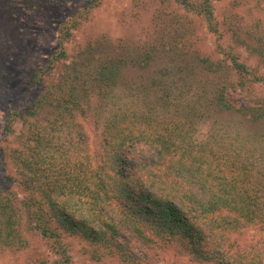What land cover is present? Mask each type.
<instances>
[{
  "label": "trees",
  "instance_id": "obj_1",
  "mask_svg": "<svg viewBox=\"0 0 264 264\" xmlns=\"http://www.w3.org/2000/svg\"><path fill=\"white\" fill-rule=\"evenodd\" d=\"M18 1L22 8L35 6V0ZM102 1L88 0V10ZM220 1H160L199 20L225 60L212 61L187 49L182 54L191 59L175 73L163 66L148 86L129 81L126 89L136 93L134 99L113 101L116 108L102 111L97 139L81 126L82 121L98 124L100 114L90 102L102 105L114 88L125 86V72L150 70L155 48L124 52L113 45L102 54L87 42L80 53L87 57L47 84L68 58L65 43L81 16L59 27L56 50L29 79L31 88H40L38 97L4 120L3 142L13 135L16 121L40 116L44 125L29 122L22 142L0 146L4 179L24 193L19 200L0 183V252L24 249L29 237L38 236L54 256L39 264H69L67 239L78 238L87 243L91 259L117 256L130 263L135 239L142 246L176 249L200 264H262L260 253L244 258L231 240L246 227L264 222V169L259 170L264 148L247 151L244 142L220 136L213 123L205 136H196L199 124L223 116L254 124L263 130L254 137L264 140V99L247 98L255 87L264 88V73L241 61L237 49L246 47L264 65V40L254 35L248 45L229 36L235 45L223 46L226 32L215 16ZM104 43L103 38L97 46ZM7 71L2 57L0 102L1 90L8 86ZM191 79L197 88L190 95L197 100L187 95L188 88L185 98L177 95L175 87L182 91ZM152 88L159 94L153 95ZM234 95L243 97L241 103H235ZM63 131L86 135L83 154L71 142L72 151L54 152V135Z\"/></svg>",
  "mask_w": 264,
  "mask_h": 264
},
{
  "label": "rangeland",
  "instance_id": "obj_2",
  "mask_svg": "<svg viewBox=\"0 0 264 264\" xmlns=\"http://www.w3.org/2000/svg\"><path fill=\"white\" fill-rule=\"evenodd\" d=\"M160 1L103 0L95 8L88 10V0H35L33 2L35 6L31 9L22 8L18 0H0V58H5L8 68V86L1 90L0 146H6L8 142L9 147H15L22 142L23 132L27 131L29 122L44 125L40 116L16 121L13 125V135L3 142L5 117L10 112L31 106L38 97L40 88H31L30 76L38 68L45 67L49 57L56 50L59 27L76 16L81 17L76 20L77 26L72 30L70 42L65 43L68 58L60 62L55 73L46 80L47 84L55 83L57 76L67 70V67L87 57L85 54L80 55L87 42L95 44L96 51L101 49L102 54L106 47L112 48L113 45H120L124 52L134 49L141 53L145 50L152 52L155 48L153 52L156 53L152 55L150 70L125 72V86L114 88L102 105L100 102H90L100 114L98 124L88 125V121H82L81 126L85 127L86 134H92L94 139L98 138L101 131L102 111L116 108L114 104L122 99L127 101L131 97L134 99L136 93L132 95L130 88L126 89L129 81L132 80L140 86H148L151 77H157V71L163 66L172 69L170 73H175L176 67L186 64L188 56L186 52L184 54L182 52L187 49L189 52L198 51L200 55L205 54L212 61L225 60L221 53L216 52L214 37L206 32L199 20L187 16L178 6H172L171 9L167 2ZM215 16L221 29L226 32L223 46H228L227 43L234 46L232 42L235 41L236 36L247 44L255 41L256 38L253 41L247 40L253 39L254 35L264 40V0H221L215 4ZM232 33H235L234 36ZM229 36L232 42L229 41ZM103 38L107 45L104 43L103 47L97 46ZM237 49L241 61L251 69H258L260 73H264V65L246 47ZM224 64L228 65V62L225 61ZM196 86L197 81L191 79V83H187L182 91L178 86L175 88L177 95L182 93L181 97L185 98L187 93L190 95L196 91ZM187 88L189 91L186 93ZM150 90L153 95L159 94L155 88ZM248 95L247 98L252 100L264 99V88L255 87ZM190 96L196 97L197 100L195 94ZM242 99L241 95L233 97L235 103H241ZM219 118L222 119H217V122L208 120L209 122L199 124L196 136L200 138L205 136L213 123L220 136L225 134L223 136L230 137L233 143L238 144L240 141V145L244 142L247 151L252 150L251 147L264 148V140L254 137L255 133L261 134L263 130L236 117L225 120L223 116ZM77 134L75 131H63L54 135V152L57 149L70 150L71 142L78 144L83 154L82 147L86 135ZM72 137H75L74 140L71 139ZM243 138H246V142L242 140ZM261 169H264V166H260L259 170ZM0 183L8 191L13 192L19 200H23V191L15 184L6 181L1 169ZM232 237L233 249L236 248L244 258L248 259L255 258L258 256L257 253H260L259 259H262L261 263L264 264V222L248 226ZM67 241L68 244L65 246L70 258L69 264H200L176 249L142 246L135 242V239L131 240V251L135 255L132 259L134 262L127 263L117 256H102L96 261L85 251L89 248L86 242L78 238H70ZM53 257L44 241L38 236H32L29 237L28 247L17 251L0 252V264H39V261L47 259L50 261Z\"/></svg>",
  "mask_w": 264,
  "mask_h": 264
}]
</instances>
